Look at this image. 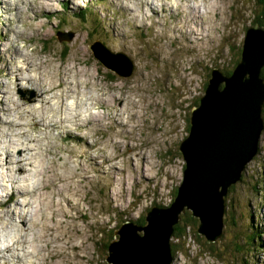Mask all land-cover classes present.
I'll return each instance as SVG.
<instances>
[{
    "label": "rangeland",
    "instance_id": "rangeland-1",
    "mask_svg": "<svg viewBox=\"0 0 264 264\" xmlns=\"http://www.w3.org/2000/svg\"><path fill=\"white\" fill-rule=\"evenodd\" d=\"M260 12L258 0H0V222L27 227L19 234L0 223V264L14 258L5 247L17 237L26 242L15 250L18 264L36 260L24 255L37 243L39 264H105L115 229L171 205L192 110L212 69L239 66ZM96 43L108 60L132 59V70L124 60L121 71L108 67ZM258 138L226 195L222 236L199 234L189 208L181 221L195 223L171 237L172 264H264V129ZM29 181L38 192L8 203ZM39 197L47 200L36 225L26 204Z\"/></svg>",
    "mask_w": 264,
    "mask_h": 264
},
{
    "label": "water",
    "instance_id": "water-1",
    "mask_svg": "<svg viewBox=\"0 0 264 264\" xmlns=\"http://www.w3.org/2000/svg\"><path fill=\"white\" fill-rule=\"evenodd\" d=\"M58 37L70 40L72 36L58 33ZM97 43L91 48L108 67L121 71L119 64L125 61L132 70V59L118 53L119 61L108 60L97 50ZM241 56V63L230 75L212 69L207 93L192 110L191 133L180 146L186 161L184 180L174 202L166 207L153 206L146 215V224L123 222L116 229L118 238L110 243L106 255L109 264H172L174 227L189 208L200 219L199 234L209 240L222 236L226 195L256 155L258 137L264 129V25L255 22L247 29ZM208 158L217 159L220 166L216 165L225 172L219 179L215 166L214 182L209 179ZM214 222L219 224L217 231ZM161 254L163 263L159 260Z\"/></svg>",
    "mask_w": 264,
    "mask_h": 264
},
{
    "label": "bare ground",
    "instance_id": "bare-ground-1",
    "mask_svg": "<svg viewBox=\"0 0 264 264\" xmlns=\"http://www.w3.org/2000/svg\"><path fill=\"white\" fill-rule=\"evenodd\" d=\"M65 2V1H64ZM67 2V1H66ZM67 5V4H66ZM16 6V5H15ZM12 8V7H11ZM65 76H67V75H70V74H68L67 72H64L63 73ZM42 76V75H41ZM71 76V75H70ZM63 78V77H62ZM40 80L42 81V84L43 85H46V83H44V78H40ZM68 81V80H67ZM68 83H72L73 85H75V83L74 82H69L68 81ZM41 84V83H40ZM71 84V85H72ZM61 86V85H60ZM68 88V87H67ZM38 89V88H37ZM39 89H40V87H39ZM73 89V88H72ZM49 91L51 90V89H48ZM64 90V89H63ZM41 93H43V92H40V94ZM72 93H74V91L72 90V91H68V93H66L64 96H66V97H71L72 96ZM100 98H101V94H100ZM67 99V98H66ZM64 101V100H63ZM89 109V108H88ZM82 113V111H79L78 112V116H80V114ZM35 114V113H34ZM44 118H45V116H43L42 117V119L44 120ZM74 117H69V116H67V119H73ZM12 162L10 161L9 162V164H11ZM207 164H208V166L210 167V171H211V176H210V180H211V182H214V181H216L217 180V177H215V173H214V168H215V166L218 168V178L220 179V177L221 176H223V174H225V172H224V169L223 168H221V167H219L220 165H219V162H218V160L217 159H215V158H208V161H207ZM216 164H218L219 166H217ZM10 166V165H9ZM25 167L23 166L22 167V170H24L25 171ZM47 171V170H46ZM13 177H16V175H14ZM17 178V177H16ZM46 178V177H45ZM18 179V178H17ZM17 179L16 180H14V186H15V183H17ZM32 179V178H31ZM19 180H24V179H19ZM219 181V180H218ZM222 181V180H221ZM23 183H26L24 186L25 187H23V186H20V187H18L17 189H15L12 193H11V195H9L8 196V198H10V200H7L8 201V203L11 201V200H13V201H16L17 199H14V196H17V195H19V194H21V193H24V195L26 196V197H29L30 195H32V194H35V192H38V186L36 187L35 186V184H33L34 182L33 181H29V182H23ZM31 183V184H30ZM23 185V184H22ZM179 188V187H178ZM47 197V196H46ZM18 198V197H17ZM44 200V199H43ZM43 200H42V198L41 197H39L38 198V200H37V205H36V203L33 205L32 204V202L29 200L28 202H27V204H26V206H28V208H31L32 207V213H30L31 214V218H30V220L31 221H33L36 225H39L38 223L40 222V220H39V218L38 219H36L35 220V217H37L38 215H39V213H40V206H43V204L46 202V200L43 202ZM56 203H58L60 206H61V202H56ZM5 204H7V202H5ZM39 204H40V206H39ZM208 204H210V201H208ZM58 205V206H59ZM17 206V205H16ZM15 206V207H16ZM52 206H53V204H52ZM51 206V207H52ZM54 207V206H53ZM8 208V207H7ZM17 209V208H16ZM57 209V208H56ZM17 210H19V209H17ZM48 210V209H47ZM50 210V209H49ZM55 210V209H54ZM53 210V211H54ZM29 212V211H28ZM28 212H26V213H23V214H20V216H22V217H24V220H26V222H27V220H28ZM31 212V211H30ZM47 213H49V212H47ZM54 215L55 216H57V213H55V211H54ZM57 218V217H56ZM62 220V219H61ZM29 221V220H28ZM43 222H45V221H43ZM207 222V221H206ZM1 224H2V226H3V228H7L8 226L9 227H11L12 229H14V230H16L19 234H21L23 231H26L27 230V227L25 226V224L24 225H22V229H21V226H19L18 225V222L16 221V220H14V219H10V220H7V219H2V221L0 222ZM27 224V223H26ZM210 223H208V225H209ZM214 224V227H215V229L216 230H214V231H217L218 229H219V224L218 223H216V222H214L213 223ZM43 225H44V223H43ZM207 225V226H208ZM40 226H42V225H40ZM53 226V225H52ZM206 226V227H207ZM44 227H45V225H44ZM46 228V227H45ZM44 230V233L48 230V228L47 229H43ZM13 241H15V242H17V244L15 245V246H7V247H5V250H7V251H9V252H14V253H12L11 255L14 257L13 259H11V258H5L4 259V261H6V263H8V264H18V263H16L17 261L19 262V255L17 256L16 254H15V250H17V249H20L22 246H26V245H24L26 242H25V240H23V241H20L19 239H18V237H17V239H15V240H13ZM34 248L36 249L35 250V252H32V251H30V253L29 252H27V254L26 255H24V257L26 256V257H30L31 258V256H33V257H35V261H31L30 262V264H39L37 261L38 260H40L38 257H37V255H39V253L41 252V251H39V243H37L35 246H34ZM62 248H63V246H62ZM59 249V248H58ZM2 251V249H0V252ZM37 251H39L38 253H37ZM60 251V250H59ZM63 251V249H61V252ZM65 251V250H64ZM55 254L57 255V253L55 252ZM60 254V252H58V255ZM42 256V255H41ZM40 257V256H39ZM41 258V257H40ZM21 259V258H20ZM162 259H163V254H161L160 255V262H164V261H162ZM22 260H23V257H22ZM3 261V262H4ZM3 264V263H2ZM24 264H26V263H24Z\"/></svg>",
    "mask_w": 264,
    "mask_h": 264
},
{
    "label": "trees",
    "instance_id": "trees-1",
    "mask_svg": "<svg viewBox=\"0 0 264 264\" xmlns=\"http://www.w3.org/2000/svg\"><path fill=\"white\" fill-rule=\"evenodd\" d=\"M258 3L260 4V6H261V12H260V14L256 17V21L258 20L261 24H263L264 25V20H262L261 18H263L264 19V0H258ZM88 13H86V10H83V11H81L80 13H78V16H80V17H83L84 15H87ZM249 28V27H248ZM241 49V48H240ZM242 51H243V45H242V49L239 51V53H240V57H239V59L236 61V64L239 62V60H240V58H241V55H242ZM238 53V54H239ZM225 74H227V75H230L231 73H232V71H230V72H224ZM261 76L264 78V67L262 68V70H261ZM224 84H222V86H223ZM200 102H201V99H200ZM198 104V103H197ZM263 115H264V110H263ZM189 128H190V125H189ZM243 178V175H242V177H241V179ZM231 188H233L234 187V185L233 186H230ZM230 188V189H231ZM230 189H229V191H230ZM178 192H179V188L175 191V196L177 197V195H178ZM175 197V198H176ZM183 216L184 215H182L181 214V219L183 218ZM146 218V217H145ZM141 219H143V218H141ZM181 219H180V221L175 225V227H174V232H173V235L172 236H175V237H178V238H181V237H183V236H185V228H186V226H188V225H190V224H193V223H195V218H189V219H187V223L184 225L183 224V222L181 221ZM186 220V219H185ZM144 221H145V224H146V220H143V221H141V220H138V222L137 223H139V224H144ZM189 222V223H188ZM223 223H224V220H223ZM116 230V229H115ZM252 236V235H251ZM249 237L250 238V240H252L253 241V239H254V235L252 236V237ZM114 238H111V241L110 242H107L106 244H105V246H106V248L108 249L109 248V246H110V243L112 242V240H113ZM171 246H172V252H173V254L175 253V246H174V244L171 242ZM248 244H251L250 242L248 243ZM105 264H109L107 261H106V263Z\"/></svg>",
    "mask_w": 264,
    "mask_h": 264
}]
</instances>
